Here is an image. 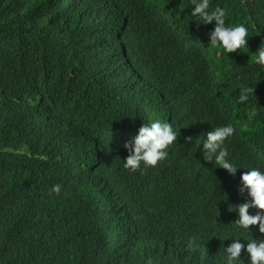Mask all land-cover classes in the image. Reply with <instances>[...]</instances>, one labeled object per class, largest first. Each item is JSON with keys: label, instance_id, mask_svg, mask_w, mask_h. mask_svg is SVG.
I'll use <instances>...</instances> for the list:
<instances>
[{"label": "trees", "instance_id": "trees-1", "mask_svg": "<svg viewBox=\"0 0 264 264\" xmlns=\"http://www.w3.org/2000/svg\"><path fill=\"white\" fill-rule=\"evenodd\" d=\"M140 1L125 23L126 7L99 0H0V264H106L124 236L134 264H181L188 222L170 214L164 229L149 228L157 205L211 208L232 227L238 201L197 139L240 117L245 130L225 140L228 159L264 168V67L254 62L264 0H210L226 24L248 29L247 47L229 54L209 46L215 22L198 23L191 0ZM99 43L109 63L101 58L82 90L85 52ZM247 86L255 93L239 103ZM139 120L172 123L180 173L132 172L97 155V142L134 140Z\"/></svg>", "mask_w": 264, "mask_h": 264}, {"label": "clouds", "instance_id": "clouds-1", "mask_svg": "<svg viewBox=\"0 0 264 264\" xmlns=\"http://www.w3.org/2000/svg\"><path fill=\"white\" fill-rule=\"evenodd\" d=\"M99 1L101 4L126 7L127 14L123 18L125 23L132 19L134 12L139 14L141 4L140 0H130L135 5L131 2L122 4L119 0ZM191 5L195 6L191 16L196 17L197 22L202 21L203 24L215 22L214 30L209 33V46L222 47L227 54L247 47L248 29L243 24H226V13L223 8L217 6L209 11L210 0H191ZM115 44L124 52H120L121 57L128 58L127 43L119 38ZM131 52L137 55L135 49ZM85 54L86 57L78 72L87 81V85L82 86V90L89 87L90 80L94 77L96 79L101 73V58L104 60V65L109 63L102 57L104 53L100 43L95 53L86 51ZM254 62L264 67L262 43L255 53ZM254 93L253 87L242 88L238 102H247ZM245 126L246 124L244 121L240 122L239 117L231 120L229 125L217 126L205 131L202 141L197 139L202 145L204 160L215 163L231 177V185L234 189L232 197L238 198L232 227L211 208L204 209L193 204L183 207L170 200L157 205L159 219H155V224L148 226L149 228L164 229L163 224L170 220V214L188 222L184 236L177 238L180 246L185 247L186 258L181 260V264H264V168L257 164L261 170L255 167L238 169L228 159L229 153L224 146L225 140L234 135V128H237V132L241 134ZM129 131L136 135L132 141L125 140L121 143L122 138L119 137L112 145L103 141L95 143L97 155L104 159H113L116 156L121 159L123 167L132 172L142 168L152 169L158 165V170H164V175L173 171L180 173L183 170L180 162L174 160L175 156L169 155L171 150L169 147L179 136L172 123L139 120L130 127ZM186 140L190 143L192 137H187ZM61 190L62 185L56 184L49 189V194L59 195ZM130 245V239L124 236L117 247L105 253L106 264H134L129 259ZM147 264H152V261L149 259Z\"/></svg>", "mask_w": 264, "mask_h": 264}, {"label": "bare ground", "instance_id": "bare-ground-1", "mask_svg": "<svg viewBox=\"0 0 264 264\" xmlns=\"http://www.w3.org/2000/svg\"><path fill=\"white\" fill-rule=\"evenodd\" d=\"M118 206V205H117Z\"/></svg>", "mask_w": 264, "mask_h": 264}]
</instances>
